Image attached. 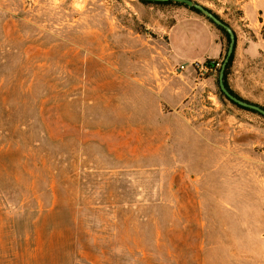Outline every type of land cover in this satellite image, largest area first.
Here are the masks:
<instances>
[{
    "label": "rangeland",
    "instance_id": "rangeland-1",
    "mask_svg": "<svg viewBox=\"0 0 264 264\" xmlns=\"http://www.w3.org/2000/svg\"><path fill=\"white\" fill-rule=\"evenodd\" d=\"M184 9L0 0V264H264V118L171 64ZM258 36L228 84L264 107Z\"/></svg>",
    "mask_w": 264,
    "mask_h": 264
},
{
    "label": "crops",
    "instance_id": "crops-1",
    "mask_svg": "<svg viewBox=\"0 0 264 264\" xmlns=\"http://www.w3.org/2000/svg\"><path fill=\"white\" fill-rule=\"evenodd\" d=\"M240 10L242 12L240 21L244 23L242 26L251 31L250 34H255L256 38L249 39L244 32L237 30L236 27L234 29L237 38L234 60L238 57L236 62L240 60V64H245L255 52H258L260 43H263L262 37L258 35L264 26V0H244ZM166 45L170 62L174 66L183 64L189 66L197 62L220 60L226 49L223 33L204 16L187 9L179 13L176 21L168 29ZM186 71L189 76L195 72L190 67ZM185 77L190 88L180 93L174 101L176 105L187 97L190 90L198 95L206 86L214 84L211 79H208L197 85L194 81L193 85L188 75ZM171 89L175 92L180 90L177 87Z\"/></svg>",
    "mask_w": 264,
    "mask_h": 264
},
{
    "label": "water",
    "instance_id": "water-1",
    "mask_svg": "<svg viewBox=\"0 0 264 264\" xmlns=\"http://www.w3.org/2000/svg\"><path fill=\"white\" fill-rule=\"evenodd\" d=\"M140 1H150V2H175V3H182L185 4L187 7L189 8H194L197 9L198 11H200L201 13H203L206 17H208L210 20H212V22L220 27H222L228 34H229V46H228V51H227V55L226 58L224 60L223 66L221 68V71L219 73V87L221 89V91L227 96V98L229 100H231L232 102L256 111L258 113H260L262 116H264V109L256 104H252L250 102L244 101V100H240L238 98H236L235 96H233L226 88L225 84H224V70H225V66L229 60V58L232 56L233 52H234V48H235V44H236V33L234 32V30L232 29L231 26H229L228 24H226L224 21H222L220 18L216 17L209 9H207L206 7L196 3L193 0H140Z\"/></svg>",
    "mask_w": 264,
    "mask_h": 264
},
{
    "label": "trees",
    "instance_id": "trees-1",
    "mask_svg": "<svg viewBox=\"0 0 264 264\" xmlns=\"http://www.w3.org/2000/svg\"><path fill=\"white\" fill-rule=\"evenodd\" d=\"M143 4H156V5H165V4H176V5H180V6H184V7H186V8H188V9H190L191 11H193V12H195V13H197V14H199V15H202V16H204L210 23H212L218 30H220L222 33H223V35H224V37L227 39V49H225V55H224V58L222 59V66H223V63H224V60H225V58H226V55H227V51H228V46H229V34L222 28V27H220V26H218V25H216V24H214L213 22H212V20H210L208 17H206L203 13H201L200 11H198L197 9H194V8H189V7H187L185 4H182V3H175V2H150V1H141ZM211 11V10H210ZM212 12V11H211ZM213 13V12H212ZM216 17H218V18H220L217 14H215V13H213ZM221 19V18H220ZM222 20V19H221ZM223 21V20H222ZM227 24V23H226ZM236 43H237V39H236ZM235 48H236V44H235ZM235 48H234V52H233V54H232V56L229 58V60H228V62H227V64H226V66H225V70H224V84H225V86H226V88H227V90L233 95V96H235L236 98H238V99H240V100H243L242 98H240L235 92H233L232 90H231V88L229 87V84H228V76H229V74H230V71H231V68H232V66H233V63H234V58H235ZM207 63L209 64V61H207ZM222 66H221V68H222ZM221 68H220V71H221ZM218 84H219V80H218ZM220 88V87H219ZM220 93H221V95L223 96V97H225V98H227V96L221 91V89H220ZM228 99V98H227ZM229 100V99H228ZM230 102H232L231 100H229ZM245 101V100H244ZM248 102V101H247ZM234 105H236V106H238L239 108H241V109H243V110H246V111H249V112H252V113H254V114H257V115H259V116H261V117H263L264 118V116H262L260 113H258V112H256V111H253V110H250V109H247V108H244V107H242V106H240V105H238V104H236V103H234V102H232ZM263 109H264V107H262Z\"/></svg>",
    "mask_w": 264,
    "mask_h": 264
},
{
    "label": "built area",
    "instance_id": "built-area-1",
    "mask_svg": "<svg viewBox=\"0 0 264 264\" xmlns=\"http://www.w3.org/2000/svg\"><path fill=\"white\" fill-rule=\"evenodd\" d=\"M222 66V61L219 60H213L209 61V64L207 62L204 63H192L191 65H180L177 67L178 71L185 72L188 67H190L193 71L198 72L200 74H216L218 70H220Z\"/></svg>",
    "mask_w": 264,
    "mask_h": 264
},
{
    "label": "bare ground",
    "instance_id": "bare-ground-1",
    "mask_svg": "<svg viewBox=\"0 0 264 264\" xmlns=\"http://www.w3.org/2000/svg\"><path fill=\"white\" fill-rule=\"evenodd\" d=\"M257 170V169H256ZM262 174V173H261ZM254 175V174H253ZM264 175V174H263ZM264 179V178H263ZM263 182V181H262ZM256 187V186H255ZM248 188H249V186H248ZM263 188V187H262ZM251 189V188H250ZM240 199V198H239ZM248 200H250V199H248ZM262 209V208H261Z\"/></svg>",
    "mask_w": 264,
    "mask_h": 264
}]
</instances>
